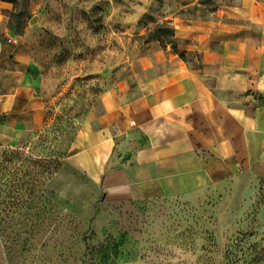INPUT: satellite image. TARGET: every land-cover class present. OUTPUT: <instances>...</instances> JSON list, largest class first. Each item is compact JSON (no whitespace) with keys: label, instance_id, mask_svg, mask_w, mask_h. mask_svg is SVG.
I'll use <instances>...</instances> for the list:
<instances>
[{"label":"rangeland","instance_id":"rangeland-1","mask_svg":"<svg viewBox=\"0 0 264 264\" xmlns=\"http://www.w3.org/2000/svg\"><path fill=\"white\" fill-rule=\"evenodd\" d=\"M11 1L6 26L49 109L41 132L0 134V264H264V95L241 104L250 157L195 193L128 197L112 180L117 149L97 150L113 93L127 102L149 77L145 57L180 44L171 17L224 0Z\"/></svg>","mask_w":264,"mask_h":264},{"label":"crops","instance_id":"crops-1","mask_svg":"<svg viewBox=\"0 0 264 264\" xmlns=\"http://www.w3.org/2000/svg\"><path fill=\"white\" fill-rule=\"evenodd\" d=\"M9 1L0 0L2 139L41 132L49 109L24 48L6 26ZM201 2L181 0L186 9ZM170 24L185 57L167 51L146 56L149 77L141 91L129 93L127 102L114 92L98 118L97 150L111 143L117 149L112 180L131 198L142 191H200L232 159L249 158L253 145L246 124L254 119L241 104L248 92L264 95V0H224L205 17L174 15ZM228 93L236 98H224Z\"/></svg>","mask_w":264,"mask_h":264},{"label":"trees","instance_id":"trees-1","mask_svg":"<svg viewBox=\"0 0 264 264\" xmlns=\"http://www.w3.org/2000/svg\"><path fill=\"white\" fill-rule=\"evenodd\" d=\"M9 2H12V1L10 0ZM201 4H205V0H204V1L202 0ZM161 30H162L163 32H165V33L167 32L168 34H170L169 31H168V29H166L165 27H162ZM167 33H166V34H167ZM174 37H175V33H174ZM158 42H159L160 44H163L162 39H159ZM163 49H164V48H163ZM174 51H175L176 54H179L181 57H185V55H186V52H180V51L178 50V46L174 47Z\"/></svg>","mask_w":264,"mask_h":264},{"label":"built area","instance_id":"built-area-1","mask_svg":"<svg viewBox=\"0 0 264 264\" xmlns=\"http://www.w3.org/2000/svg\"><path fill=\"white\" fill-rule=\"evenodd\" d=\"M2 123H3V116L0 114V130L2 128Z\"/></svg>","mask_w":264,"mask_h":264},{"label":"water","instance_id":"water-1","mask_svg":"<svg viewBox=\"0 0 264 264\" xmlns=\"http://www.w3.org/2000/svg\"><path fill=\"white\" fill-rule=\"evenodd\" d=\"M37 22V18H35L33 21H32V23H36Z\"/></svg>","mask_w":264,"mask_h":264}]
</instances>
